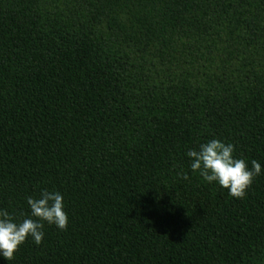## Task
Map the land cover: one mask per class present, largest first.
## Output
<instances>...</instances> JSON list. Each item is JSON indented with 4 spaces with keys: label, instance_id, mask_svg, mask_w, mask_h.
I'll list each match as a JSON object with an SVG mask.
<instances>
[{
    "label": "trees",
    "instance_id": "1",
    "mask_svg": "<svg viewBox=\"0 0 264 264\" xmlns=\"http://www.w3.org/2000/svg\"><path fill=\"white\" fill-rule=\"evenodd\" d=\"M212 139L243 199L191 170ZM45 189L66 230L0 264H264V0H0V209Z\"/></svg>",
    "mask_w": 264,
    "mask_h": 264
},
{
    "label": "clouds",
    "instance_id": "2",
    "mask_svg": "<svg viewBox=\"0 0 264 264\" xmlns=\"http://www.w3.org/2000/svg\"><path fill=\"white\" fill-rule=\"evenodd\" d=\"M234 146L212 139L191 149L187 156L191 158V170L199 171L202 178L211 183L217 182L227 189L229 195L243 199L255 177L261 174V165L251 161V167L245 159L235 158ZM187 178V177H185ZM29 214L17 220L8 211L0 209V255L5 260L14 259L19 247L32 237L35 244L43 240V225H55L59 230H66L68 216L64 211L63 196L58 191L43 190L39 197H28Z\"/></svg>",
    "mask_w": 264,
    "mask_h": 264
}]
</instances>
